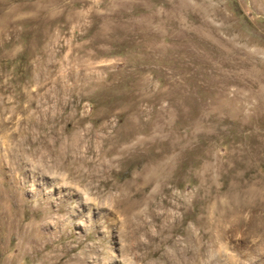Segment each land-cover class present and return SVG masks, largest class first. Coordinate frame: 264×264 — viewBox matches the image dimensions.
<instances>
[{"label": "rangeland", "instance_id": "rangeland-1", "mask_svg": "<svg viewBox=\"0 0 264 264\" xmlns=\"http://www.w3.org/2000/svg\"><path fill=\"white\" fill-rule=\"evenodd\" d=\"M48 258L264 264V0H0V264Z\"/></svg>", "mask_w": 264, "mask_h": 264}, {"label": "bare ground", "instance_id": "bare-ground-1", "mask_svg": "<svg viewBox=\"0 0 264 264\" xmlns=\"http://www.w3.org/2000/svg\"><path fill=\"white\" fill-rule=\"evenodd\" d=\"M233 98H234V97H233ZM233 98H232V99H233ZM43 256H44V255H43ZM45 258H46V257H45ZM41 259H42V258H41ZM48 259H49V258H48ZM45 261H46V262H45L46 264H55V263L57 262L56 260H53V259H51V258H50L49 260H45ZM71 263H73V262H71Z\"/></svg>", "mask_w": 264, "mask_h": 264}]
</instances>
